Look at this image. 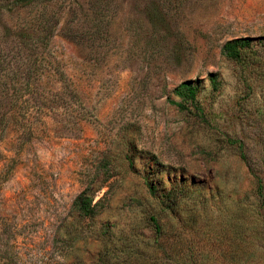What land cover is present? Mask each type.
Here are the masks:
<instances>
[{
    "label": "rangeland",
    "instance_id": "rangeland-1",
    "mask_svg": "<svg viewBox=\"0 0 264 264\" xmlns=\"http://www.w3.org/2000/svg\"><path fill=\"white\" fill-rule=\"evenodd\" d=\"M39 2L0 0V264H264V0H53L36 41Z\"/></svg>",
    "mask_w": 264,
    "mask_h": 264
},
{
    "label": "trees",
    "instance_id": "trees-1",
    "mask_svg": "<svg viewBox=\"0 0 264 264\" xmlns=\"http://www.w3.org/2000/svg\"><path fill=\"white\" fill-rule=\"evenodd\" d=\"M33 1H40L39 3L41 4V9H40V14L38 16V20L40 25L42 24L43 26L46 27L45 30L42 29L39 32V35L35 37V40L38 41V39L41 38V40L46 41L52 36L54 31V26L56 25L55 24L56 21L53 22V20H51V16L46 15L44 10L48 8L47 4L51 3L53 0H33ZM98 1H99L98 3H100L102 0H98ZM51 21L53 23H51ZM251 51H252V38L249 37L235 38L226 41L224 43V45L221 48V56L228 61H232L244 65L246 64V60L250 58ZM61 79H63V77H61ZM210 81L213 89L216 90L218 86L216 75H210ZM173 93L177 97H179L181 101L174 102L169 100V102L177 106L180 111L189 110L186 105L190 104L197 115H200L202 113L200 105L197 102L198 86L196 84H193L190 81L182 82L173 89ZM236 143H237L238 151L240 152V156L242 157V159H244L242 155V148H243L242 144L237 141ZM257 180H258L257 193L260 197L263 198L264 197L263 186L260 182V179ZM151 192L153 193L154 191L151 190ZM86 194H87L86 192H83L78 197V200L76 202L77 211L82 217H92L95 215V207L97 203L92 204L93 201L92 198L86 196ZM150 220L153 223L155 230L159 231L160 226L156 221V219L154 217H151Z\"/></svg>",
    "mask_w": 264,
    "mask_h": 264
}]
</instances>
